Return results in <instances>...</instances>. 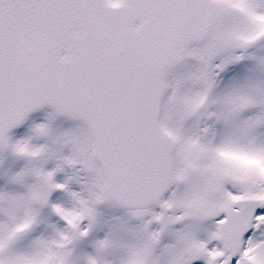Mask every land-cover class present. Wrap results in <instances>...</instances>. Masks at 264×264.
Returning a JSON list of instances; mask_svg holds the SVG:
<instances>
[{
    "label": "snow or ice",
    "instance_id": "snow-or-ice-1",
    "mask_svg": "<svg viewBox=\"0 0 264 264\" xmlns=\"http://www.w3.org/2000/svg\"><path fill=\"white\" fill-rule=\"evenodd\" d=\"M0 264H264V0H0Z\"/></svg>",
    "mask_w": 264,
    "mask_h": 264
}]
</instances>
